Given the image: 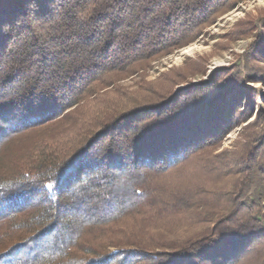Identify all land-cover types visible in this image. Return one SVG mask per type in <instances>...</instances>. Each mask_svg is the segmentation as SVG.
Masks as SVG:
<instances>
[{
  "label": "trees",
  "instance_id": "1",
  "mask_svg": "<svg viewBox=\"0 0 264 264\" xmlns=\"http://www.w3.org/2000/svg\"><path fill=\"white\" fill-rule=\"evenodd\" d=\"M229 3L0 0V154L61 125L0 167V264H264V113L240 151L208 150L263 72L249 60L174 93L110 85Z\"/></svg>",
  "mask_w": 264,
  "mask_h": 264
},
{
  "label": "rangeland",
  "instance_id": "2",
  "mask_svg": "<svg viewBox=\"0 0 264 264\" xmlns=\"http://www.w3.org/2000/svg\"><path fill=\"white\" fill-rule=\"evenodd\" d=\"M261 20H264V0H230L225 9L200 28L193 43L158 54L138 65L131 73L115 77L110 83L111 90L117 88L137 93L142 88L155 87L159 91L174 93L192 85L212 84L235 68H242L246 73L249 60L254 64V72L260 70L264 74V24L259 23ZM244 83L252 94L249 98H240L234 125L218 145L208 147L210 155L240 151L251 131L250 126L261 123L264 81L245 79ZM53 122L54 125L43 124L15 137L0 154V167L10 166L37 141L58 133L61 125H57V119ZM259 128L264 131V125ZM256 259L249 264H256Z\"/></svg>",
  "mask_w": 264,
  "mask_h": 264
},
{
  "label": "snow or ice",
  "instance_id": "3",
  "mask_svg": "<svg viewBox=\"0 0 264 264\" xmlns=\"http://www.w3.org/2000/svg\"><path fill=\"white\" fill-rule=\"evenodd\" d=\"M71 163H72V162L70 161V162H69V164H68V166H69V167L71 166ZM4 255H5V254H3V253H0V258H3V257H4Z\"/></svg>",
  "mask_w": 264,
  "mask_h": 264
},
{
  "label": "bare ground",
  "instance_id": "4",
  "mask_svg": "<svg viewBox=\"0 0 264 264\" xmlns=\"http://www.w3.org/2000/svg\"><path fill=\"white\" fill-rule=\"evenodd\" d=\"M186 53H188V51Z\"/></svg>",
  "mask_w": 264,
  "mask_h": 264
}]
</instances>
